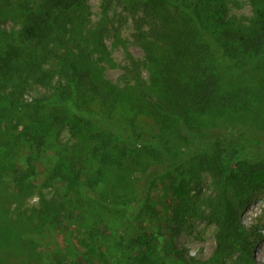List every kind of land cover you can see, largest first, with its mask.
<instances>
[{"label":"trees","instance_id":"obj_1","mask_svg":"<svg viewBox=\"0 0 264 264\" xmlns=\"http://www.w3.org/2000/svg\"><path fill=\"white\" fill-rule=\"evenodd\" d=\"M16 2L11 12L21 19L20 29L0 40V140L5 144L19 139L30 148L35 143L41 147L51 141L55 132L58 134L59 127L52 126L51 121L47 123L39 112L54 102L58 104L59 95L64 96V106H73L68 87H58L59 94L53 99L34 97L29 101L24 94L32 84L48 85L51 76L63 75V71L71 74L72 93L92 95L107 109L133 107L137 114H145L161 129L169 130L173 138L188 141L191 137L207 144L214 135L212 122L220 126L234 120L235 107L248 102L243 95L244 100L236 101L234 74L255 69L257 60L264 59V0H244L249 13L242 14L234 11L239 0H105L108 9L104 21L109 26L106 33L114 31L118 37V26L129 24L133 29L131 42L144 52V59L129 51L120 33L118 41L124 45L127 61L120 79L83 84L76 72L82 68L85 75L90 73L93 54L103 43L101 33L97 37L95 31L84 30L86 0ZM145 70H150L151 75L145 77ZM20 109H26L24 128L17 131L12 122L19 117ZM92 114L104 119L100 112ZM230 148L217 141L209 156L205 150L187 158L168 157L169 166L178 169L176 177L167 183L168 223L175 227L189 211V175L205 169L217 189L208 202L218 224V245L209 264L233 256L237 263L256 264L257 231L242 223L240 209L241 204L264 194V153H255L254 148L244 153ZM197 149L194 152L199 151V145ZM3 161V180L10 172L16 179L32 171L8 166V159ZM187 161L191 163L185 167ZM63 172L66 167L62 164L58 173ZM26 190L20 186L13 192L20 195ZM57 205L56 201L42 200L26 210L5 208V217H1L0 205V264H41L43 247L31 235L58 227L63 213L57 212ZM167 228L164 226L158 234L145 232L136 239L133 264L182 263L179 251L165 256L159 247L160 236L169 240ZM93 235L77 239L84 257H94L99 252V240Z\"/></svg>","mask_w":264,"mask_h":264},{"label":"rangeland","instance_id":"obj_2","mask_svg":"<svg viewBox=\"0 0 264 264\" xmlns=\"http://www.w3.org/2000/svg\"><path fill=\"white\" fill-rule=\"evenodd\" d=\"M86 3L84 30L95 31L97 37L101 33L103 43L93 54L90 73L85 75L80 68L76 75L83 84L94 83L93 80L117 82L127 63L124 45L118 41L120 33L135 57L144 59V52L131 42L133 29L129 24L118 26V37L114 31L106 33L109 26L104 21L108 9L105 0H86ZM16 4V0H0L1 41L20 29L21 19L11 12ZM234 11L249 13V7L239 0ZM54 62L58 64L57 60ZM63 73L51 76L48 85L32 84L24 94L29 101L34 97L53 99L59 94L58 87H68L73 106H64V96L59 95L58 104L54 102L39 112L47 123L51 121L52 126L59 127L58 134L55 132L49 143L41 147L35 143L32 148L19 139H13L10 144L0 140V165L5 158L9 160L8 166L32 170L16 179L10 172L4 180L0 170L1 217H5L2 210L5 208L26 210L42 200L58 203L57 212L63 213L58 227L52 232L43 230L31 235L43 247L41 264H133L136 239L145 232L158 234L164 226L169 227L170 234L168 242L160 236L159 247L165 256L179 251L183 255L181 264H209L218 245V224L208 202L217 189L207 170L190 173L191 208L172 227L168 223L167 183L176 177L178 169L169 166L168 157L187 158V155H201L205 150L209 156L217 141L243 153L252 148L256 149L255 153H264V59L257 60L255 69L234 74L237 83L232 89L236 90V101L244 100L243 95L248 102L235 107L234 120L220 126L212 122L214 135L207 144L191 137L188 141L173 138L169 130L161 129L145 114H137L133 107L107 109L92 95L78 96L72 93L71 74ZM149 75L150 70H145L144 76ZM92 111L104 114V119L96 118ZM25 113L26 109H20L19 117L12 122L17 131L24 128ZM198 145L199 151L194 152ZM189 163H184L185 167ZM62 164L66 172L58 173ZM20 186L28 190L15 195L13 191ZM241 205L242 223L257 231L256 264H264V194ZM92 235L99 240L96 244L99 252L94 257L89 254L84 257L77 239ZM102 253L106 254L105 258ZM235 259L233 256L215 264H240Z\"/></svg>","mask_w":264,"mask_h":264}]
</instances>
